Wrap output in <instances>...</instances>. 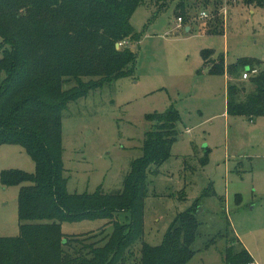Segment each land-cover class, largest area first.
<instances>
[{
	"label": "rangeland",
	"instance_id": "1",
	"mask_svg": "<svg viewBox=\"0 0 264 264\" xmlns=\"http://www.w3.org/2000/svg\"><path fill=\"white\" fill-rule=\"evenodd\" d=\"M181 7L171 3L157 16L150 3L137 8L131 24L140 41L123 44L137 54L135 75L92 92L65 111L67 190L80 195L99 187L109 194L121 191L133 161L143 154L151 129L147 115L174 107L180 115L179 138L159 173L149 174L142 242L161 245L178 214L198 203L197 212L202 210L197 214L196 253L187 264H225V238L206 246L229 225V239L236 235L255 264H264V117L250 121L228 115L227 91L233 79L227 73L211 75L203 55L208 51L214 59L223 57L227 68L255 60L264 72V8L244 6L241 0H225L220 9L212 3L205 6L203 0H186ZM180 17L183 25L178 29ZM186 25L193 30L187 31ZM248 73L249 79L242 75L236 82L249 92L254 74ZM8 170L35 174L37 168L23 147L3 144L0 178ZM210 188L214 194L206 196ZM19 193V186L5 187L0 181V237L19 236ZM62 231L91 244L110 236L114 225L105 218L86 219L65 222ZM140 249V243L133 248L136 259Z\"/></svg>",
	"mask_w": 264,
	"mask_h": 264
},
{
	"label": "trees",
	"instance_id": "2",
	"mask_svg": "<svg viewBox=\"0 0 264 264\" xmlns=\"http://www.w3.org/2000/svg\"><path fill=\"white\" fill-rule=\"evenodd\" d=\"M241 1L247 7L264 8V0ZM185 2L0 0V146L20 145L37 168L35 174L19 170L1 174L3 186L20 187V233L0 237V264H187L194 257L200 228L198 203L178 214L161 245L142 242L149 174L159 173L179 138L180 115L174 107L147 115L151 129L145 134L143 154L133 161L123 189L116 193H104L99 187L93 194H70L62 147L63 116L71 103L135 75L137 54L123 44L140 41L131 24L137 8L150 3L157 16L169 4L181 9ZM203 2L220 9L225 0ZM117 44L123 47L117 49ZM203 55L211 75L227 73L233 79L227 91L228 115L250 121L264 117L260 62L244 59L227 68L223 57L214 59L208 51ZM254 70L248 92L246 85L236 81ZM206 158L201 159L202 165ZM213 194L210 188L206 196ZM98 218L114 225L113 233L100 242L87 244L80 236L62 231L65 222ZM230 229L229 225L206 247L225 238V264H255L236 235L229 239ZM138 243L136 259L133 248Z\"/></svg>",
	"mask_w": 264,
	"mask_h": 264
},
{
	"label": "built area",
	"instance_id": "3",
	"mask_svg": "<svg viewBox=\"0 0 264 264\" xmlns=\"http://www.w3.org/2000/svg\"><path fill=\"white\" fill-rule=\"evenodd\" d=\"M201 16H202V18H208V13L207 12H202L201 13ZM182 19L180 18V19H178V22H177V25H176V27L178 28V29H180L181 27H182ZM253 74H256L257 73V71L256 70H254L253 72H252ZM249 73L248 72H245L244 73V75H243V80H247V79H249Z\"/></svg>",
	"mask_w": 264,
	"mask_h": 264
},
{
	"label": "water",
	"instance_id": "4",
	"mask_svg": "<svg viewBox=\"0 0 264 264\" xmlns=\"http://www.w3.org/2000/svg\"><path fill=\"white\" fill-rule=\"evenodd\" d=\"M187 31H189V28L187 29ZM116 47H117V49H119L120 48V44H117L116 45ZM202 209L201 208H199V210H198V212H197V214H199V211H201Z\"/></svg>",
	"mask_w": 264,
	"mask_h": 264
},
{
	"label": "crops",
	"instance_id": "5",
	"mask_svg": "<svg viewBox=\"0 0 264 264\" xmlns=\"http://www.w3.org/2000/svg\"><path fill=\"white\" fill-rule=\"evenodd\" d=\"M185 28H186V30L189 28V29H190V32L193 30V27L188 26V25H186ZM226 110H227V107H226ZM188 132H189V131H188Z\"/></svg>",
	"mask_w": 264,
	"mask_h": 264
}]
</instances>
